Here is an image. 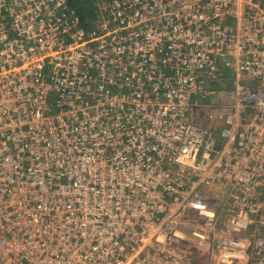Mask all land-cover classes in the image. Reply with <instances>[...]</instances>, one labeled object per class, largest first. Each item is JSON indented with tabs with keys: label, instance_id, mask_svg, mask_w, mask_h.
<instances>
[{
	"label": "built area",
	"instance_id": "built-area-1",
	"mask_svg": "<svg viewBox=\"0 0 264 264\" xmlns=\"http://www.w3.org/2000/svg\"><path fill=\"white\" fill-rule=\"evenodd\" d=\"M0 264H264V0H0Z\"/></svg>",
	"mask_w": 264,
	"mask_h": 264
},
{
	"label": "trees",
	"instance_id": "trees-1",
	"mask_svg": "<svg viewBox=\"0 0 264 264\" xmlns=\"http://www.w3.org/2000/svg\"><path fill=\"white\" fill-rule=\"evenodd\" d=\"M102 2L105 0H67L69 8L79 16L81 25L85 28H89L97 20Z\"/></svg>",
	"mask_w": 264,
	"mask_h": 264
}]
</instances>
